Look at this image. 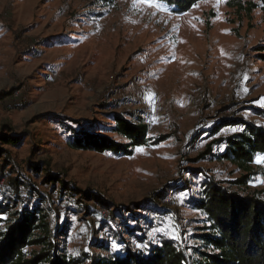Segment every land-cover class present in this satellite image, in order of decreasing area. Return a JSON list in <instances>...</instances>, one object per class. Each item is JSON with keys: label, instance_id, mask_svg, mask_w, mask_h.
<instances>
[{"label": "rangeland", "instance_id": "1", "mask_svg": "<svg viewBox=\"0 0 264 264\" xmlns=\"http://www.w3.org/2000/svg\"><path fill=\"white\" fill-rule=\"evenodd\" d=\"M158 2L163 9L133 7V0H0V134L19 138L0 157V203L14 204L0 213V232L13 210L34 204V187L17 192L14 177L31 179L48 196L50 220L64 230L62 247L76 260L122 253L125 243L112 230H125L133 211L142 231L135 221L129 228L149 240L165 235L199 245L196 234L210 223L193 198L209 180L264 197V163L245 170L202 157L209 148L223 152L215 143L240 132L242 120L264 126V3L201 0L178 14ZM115 112L149 125L151 143L138 147L144 151L72 147L76 130L126 141L114 131ZM46 167L67 194L60 183H43ZM80 191L97 198L83 200ZM124 233L128 246L145 247ZM99 240L107 248H96Z\"/></svg>", "mask_w": 264, "mask_h": 264}, {"label": "trees", "instance_id": "2", "mask_svg": "<svg viewBox=\"0 0 264 264\" xmlns=\"http://www.w3.org/2000/svg\"><path fill=\"white\" fill-rule=\"evenodd\" d=\"M113 1V0H111ZM172 7L175 13L184 14L190 11L201 0H159ZM264 3V0H261ZM130 115V114H129ZM128 114L115 112L114 131L124 136L126 141H119L114 136L95 133L88 130L74 131L75 138L71 145L75 149L112 152L115 154L132 155L136 148L149 145V125L138 117L134 121ZM242 130L236 134L222 138L215 144L223 143V152H212L209 148L202 154L227 159L241 168L248 170L258 156L264 157V126L251 121H241ZM167 136H161L152 143L157 144ZM17 134H0V157L10 154L5 145H16ZM8 159L5 158L2 169ZM47 166V165H45ZM31 179L14 177L10 184L18 192L21 185L30 190L32 205L25 204L13 210L9 224L0 232V264H78L90 259V264H264V197L243 195L230 190L214 180L205 182V186L193 203L205 215L210 223L204 232L196 234L199 245H190L184 239H174L161 235L159 240L152 241L138 231L142 228L136 219V211L123 228L113 229V237L125 243L122 253L110 257L101 253H85L84 259L76 260L62 247L61 227H56L50 220L52 204L48 196L32 184ZM241 182H246L245 179ZM43 183L61 184V193L67 194L69 187L61 178L46 167ZM53 187V189H54ZM16 192V197L19 194ZM73 194V189L70 190ZM83 200L94 199L92 192L80 191ZM38 199L35 201L34 199ZM17 198L13 199L16 200ZM97 198V197H96ZM17 204L16 201H13ZM19 202V201H18ZM12 201L0 203V213H8L7 207L13 208ZM11 204V205H10ZM145 207V206H138ZM139 209V208H138ZM114 218H118L113 213ZM135 221L133 230L128 226ZM200 230L204 229L202 226ZM130 232V238L144 243L143 248H131L124 240V232ZM30 246L38 250L28 255L25 249ZM96 248H107L104 240H99Z\"/></svg>", "mask_w": 264, "mask_h": 264}, {"label": "snow or ice", "instance_id": "3", "mask_svg": "<svg viewBox=\"0 0 264 264\" xmlns=\"http://www.w3.org/2000/svg\"><path fill=\"white\" fill-rule=\"evenodd\" d=\"M220 0H217V3H219ZM139 4H146L149 7H153V8H157V9H163V5L161 3L158 2V0H133V7H138ZM194 6H198V5H194ZM167 10V9H164ZM194 19H198V18H194ZM221 53H224V50L221 49ZM247 91V89H245V92ZM154 97V94L150 93L149 94V102L152 101ZM259 103H261L262 106H264V99H261L260 101H258ZM154 110V109H153ZM239 129H232V131H238ZM137 151L142 152L144 151L143 148H137ZM257 163H264V157H258L256 160ZM262 183H264V181H261Z\"/></svg>", "mask_w": 264, "mask_h": 264}, {"label": "built area", "instance_id": "4", "mask_svg": "<svg viewBox=\"0 0 264 264\" xmlns=\"http://www.w3.org/2000/svg\"><path fill=\"white\" fill-rule=\"evenodd\" d=\"M1 189H2V190H6V186H2ZM93 218H94L96 221L98 220V217L93 216Z\"/></svg>", "mask_w": 264, "mask_h": 264}]
</instances>
